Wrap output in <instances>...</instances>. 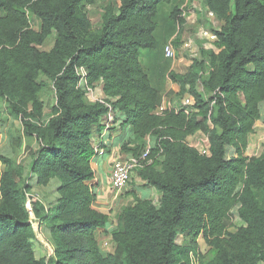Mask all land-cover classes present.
<instances>
[{"label": "trees", "instance_id": "obj_1", "mask_svg": "<svg viewBox=\"0 0 264 264\" xmlns=\"http://www.w3.org/2000/svg\"><path fill=\"white\" fill-rule=\"evenodd\" d=\"M175 2L0 0V101L21 120L29 149L37 143L29 165L36 185L61 182L57 207L35 201L30 211L26 165L0 157V264H192L191 256L199 264H264V149L245 156L264 103V0H203L222 23L214 31L220 52L202 49L186 74L170 72L180 87L174 99L187 96L190 111L157 115V84L166 75L157 59V17L161 5L173 6L170 22L184 31ZM92 9L100 14L96 24ZM162 58L171 62L164 51ZM98 89L103 97L92 102ZM48 92L56 103L45 120ZM110 114L111 129L124 128L122 155L140 159L150 148L134 176L161 194L159 207L141 198L123 207L111 229L109 216L94 207L92 169V139L100 140ZM199 134L211 156L188 142ZM228 147L238 157L227 160ZM32 214L55 245L49 259L36 255ZM236 216L242 225L231 232ZM101 229L117 254L102 255ZM201 235L211 247L206 256Z\"/></svg>", "mask_w": 264, "mask_h": 264}, {"label": "rangeland", "instance_id": "obj_2", "mask_svg": "<svg viewBox=\"0 0 264 264\" xmlns=\"http://www.w3.org/2000/svg\"><path fill=\"white\" fill-rule=\"evenodd\" d=\"M191 1L194 4L193 5L194 8H196L195 11L197 15L191 16L190 18H186V24L184 26V31L181 30L178 26L175 28V26L170 22L169 18L171 16V11L173 9V6H167V5L160 6L159 15L157 17V25H158L157 38L160 42V48L158 51L157 59L161 60L160 66L162 67V70L163 72H165V74H168L171 71L179 72V73L188 72L187 67L188 66L191 67L194 64V63L191 64V59H190L191 53H189V51L184 48L185 45L189 43V41L191 40L195 41V45H197L198 47H201L202 49H205L206 45L202 41H198L195 39V33L197 29L201 27H206L209 30L212 29L216 31L220 29V27L222 26L221 22L205 14V7L203 4V0H191ZM174 5H178L181 8L184 5V1L178 0L177 2L176 0ZM90 14H91L90 18L92 19L93 23L96 24L97 20L100 18L98 9H92L90 11ZM39 26H40V22L38 20L33 22L34 29L39 30ZM179 40H180V44L176 46V43L178 42H175V41H179ZM171 41L175 43V49L178 51V58L176 61L169 62V61L163 60L162 55H163L165 46ZM52 47H53V40L43 50L49 51ZM213 47L216 48V51L214 50L213 51L218 54L220 50L216 47V45H213ZM141 55L145 61L144 64L147 67V69L148 70L154 69L156 71V67H154V64L152 61H151V64L148 65V62L151 59L150 57L151 54L147 51H142ZM168 75L164 77L163 78L164 81L161 82V83L165 82V85L163 87H159L160 92L162 93L163 98L164 97L166 99L171 98L173 101L178 102V100L174 99L175 96L173 95V93L166 94V90H168L167 86L169 87L170 82H171ZM96 98L97 97L95 96H91V101L92 102L97 101ZM42 99L45 105V110H44L45 120H48L51 118V110L56 103L55 93L48 92L47 94L44 95ZM92 142L95 146L94 139H92ZM28 144H29L28 140L23 135V126H22L21 120L10 118L6 112V106L0 101V157L9 156L10 158L16 159L19 163H23L24 165H26L24 185L29 184L32 186L31 191L29 193H31V195H33L34 197L38 198L39 202L47 206L49 204H53L55 207H57V203H55L54 199L49 200L46 197L48 193L38 188V186L35 183L34 177H32V175H30L29 173V165L32 162L31 153L36 150L37 143L33 142V144L31 145L32 147L30 149L28 147ZM190 144L193 147H196L201 152L208 150V145L206 143V137L204 134H199L198 136H195L193 141ZM260 146H261L260 151H263L264 142ZM250 147L252 148L251 153H253L256 150V135L253 138H251ZM96 157L98 156L95 155V158ZM115 161H116V158H113L112 168H113ZM0 169L5 170L6 167L0 164ZM139 187H143V182L139 178L137 177L135 178L134 176L132 183L130 184V188H128V192L127 193L126 191L124 192L123 200L126 199V197H128L129 195H131L132 193L131 191H133V193L135 194V190H137V188ZM23 188L25 187H22V189ZM110 191L113 192L111 189ZM125 193L127 195L126 197H125ZM125 204H126V201H125ZM27 207L28 209L31 208L29 201H28ZM234 213L237 214L236 209L234 210ZM109 216L112 220L111 222H114L115 216L113 215V213L109 214ZM31 218H32V223H33L34 230H35V235H36V239L33 241L36 255L38 258L45 256V257H48L49 259L54 254L55 245L52 239L50 238V236L47 234L46 228L45 226H43V223L37 221L33 214L31 215ZM235 223L237 225L236 227H233L231 229V232H236L237 229L241 227L242 225L240 221H235ZM40 226H41V229H40ZM104 235L105 233L102 232L101 230H98L96 233L97 239L100 244V250H101L102 255L107 257L110 254H117V246L113 244L111 240L105 237ZM180 238L181 237L177 238V241H176L178 246H182L184 243V240H183V243L181 244ZM198 241L200 243L199 244L200 253L205 256L209 255L211 252V247H209L206 244L202 235L199 237ZM191 257H192V264H199L198 257H194V256H191Z\"/></svg>", "mask_w": 264, "mask_h": 264}, {"label": "crops", "instance_id": "obj_3", "mask_svg": "<svg viewBox=\"0 0 264 264\" xmlns=\"http://www.w3.org/2000/svg\"><path fill=\"white\" fill-rule=\"evenodd\" d=\"M172 38H173V36H172ZM150 57H151V59L148 62V65L151 64V61L153 62L152 55ZM155 66L156 65L154 64V67ZM187 68L189 69L190 66H188ZM188 69H187V71H188ZM149 70H152V69H149ZM171 72H173V71H171ZM176 73L186 74L187 72H185V73L176 72ZM168 74H166L165 77ZM167 79H169V78H167ZM162 81H164V80L161 79L158 82V84H157L158 87H163L165 85V82L161 83ZM167 88H168V90H166V94L173 93V95H176L180 92V87L177 84L172 83V81L170 82V86L169 87L167 86ZM92 96L97 97L96 100L98 101L100 98L103 97L102 89H98V90L94 91ZM260 113H261V118L256 123V126H255L256 128H255L254 134L251 136V138H253L256 135V148H258L264 142V128H263L264 103L261 106V112ZM123 133H124V128L120 127L119 125L116 126V128L111 129L108 133H106L104 136L105 141L107 142V145L105 148V155L104 156H98L96 158L94 156V158L92 160V169L95 173L93 188H94V191H95L96 196H97V200L95 202L94 207L97 211L101 212L104 215L109 216V214L113 213V215L115 216V219H114V222H111L112 220L109 216L110 224H111L109 226L110 227L109 229H111L113 227V225L114 226L116 225L117 215L121 211V209L125 206H128V205L134 203L136 198L147 199L150 201L161 198V194L158 191H156L154 188L144 187V186L137 188V190H135V194L133 193V191H131L132 193L128 197H126L127 195L125 193L126 199H124V200H123L124 194L122 196L120 195L119 197H117L114 192L110 191L109 176H110L111 169H112L113 158L117 159V157L122 156V154L120 153V146H121ZM193 139H194V137L188 138V142L191 143L193 141ZM250 146H251V139H250L249 147L247 149L248 152H251V150H252V148ZM246 155H247V152H246L245 156ZM234 157H238L237 151L233 147H228L227 153H226L227 160H231ZM60 186H61V182L56 179V180H53L48 187L43 188V187L38 186V188L47 192L48 194L46 197L49 200L54 199V201L56 203L57 199L59 198L58 189L60 188ZM125 201H126V204H125ZM101 231L104 232L103 229H101ZM179 237H181L180 239H181V244H182L183 240L185 239V235H179L178 238Z\"/></svg>", "mask_w": 264, "mask_h": 264}, {"label": "built area", "instance_id": "obj_4", "mask_svg": "<svg viewBox=\"0 0 264 264\" xmlns=\"http://www.w3.org/2000/svg\"><path fill=\"white\" fill-rule=\"evenodd\" d=\"M184 1L183 7H181L182 15L181 17L185 19L190 18L191 16L197 15L196 8H194V4L191 0H180ZM205 14L211 18H215V14L213 12H206ZM216 19V18H215ZM195 39L198 41H202L206 47L205 49L208 50H214L216 51V48L213 47V45H216L218 42V37L214 30L208 29L206 27H201L197 29L195 33ZM210 46H208V45ZM191 53L190 59L191 64H193L196 60L201 58L202 48L195 45V41H189L187 45L184 47ZM204 49V50H205ZM164 54L165 58L171 61H176L178 58V51L175 49L174 42H169L165 48H164ZM79 74L83 76V80L85 81L86 77V71L84 69L79 70ZM91 96L93 95V92L91 91ZM165 98V97H164ZM162 100L160 106L156 110L157 115H163L167 111H179L182 110L181 107L185 108L183 109L186 113H189L190 108L188 107L190 105L189 99L186 96L183 100H180L178 102L173 101L171 98ZM114 125V116L112 114L109 115L108 122L106 123V126L103 130V132L100 135V140L96 141L95 139V150H96V156H104L105 155V146L107 145V142L105 141V134L108 133L111 130V127ZM119 128V127H118ZM256 128V127H255ZM263 128H264V121H263ZM206 137V136H205ZM206 143L208 145L207 151H199L196 147V149L201 153L203 156H211L210 150H209V142L208 138L206 137ZM191 145V144H190ZM192 146V145H191ZM193 147V146H192ZM261 146L256 148V150L251 153L247 151L246 157L249 159L255 158L260 156L262 151H260ZM150 154V148L147 149V151L143 154V156L140 159H133V158H127L126 156L122 155L117 157L113 168L111 170L110 176H109V187L110 189L116 194L117 197L120 195H123L124 192H128V188H130V184L132 183L133 176L136 174V171L143 167L144 161L148 158ZM27 200L30 203V207L32 202L38 201V198L31 195V193L26 194ZM160 198L153 200V204L157 207L161 205ZM31 211V208L29 209ZM235 221H239L238 216H236Z\"/></svg>", "mask_w": 264, "mask_h": 264}, {"label": "clouds", "instance_id": "obj_5", "mask_svg": "<svg viewBox=\"0 0 264 264\" xmlns=\"http://www.w3.org/2000/svg\"><path fill=\"white\" fill-rule=\"evenodd\" d=\"M163 100V99H162Z\"/></svg>", "mask_w": 264, "mask_h": 264}]
</instances>
